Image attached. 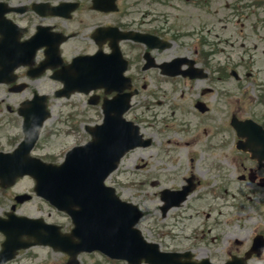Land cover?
I'll return each instance as SVG.
<instances>
[{
    "label": "flooded vegetation",
    "instance_id": "af4514ba",
    "mask_svg": "<svg viewBox=\"0 0 264 264\" xmlns=\"http://www.w3.org/2000/svg\"><path fill=\"white\" fill-rule=\"evenodd\" d=\"M34 1H10L23 5L25 9L5 15L13 24L0 25L1 52L5 56L1 66L2 74L3 77L11 79L2 85L9 94L55 93L61 87L53 78L56 68L42 66L41 73L36 74L41 64L56 63L61 58V67L71 63L79 55L113 53L119 37L117 32L131 31L134 35L142 36L143 40L131 36L119 41L123 55L129 62L126 73L131 77L133 87H140L133 98L128 116L142 125L146 137L152 140L155 132H147L139 111L143 108L145 113H148L146 122L151 120L150 122L158 125L166 113L163 108L165 100L161 101V98L165 97L169 82L180 86L174 88L177 91L176 107L187 112L197 111L206 116L207 121L214 119L208 114L214 108L215 102H221L223 106L229 102V91L214 87L216 71L222 72V67L216 68L217 39L222 38H217L219 27L216 25L215 0H114L117 8L111 12L102 10L94 0H63L75 4L73 9L67 8L62 12L63 15L43 14L33 8ZM46 1L58 4L62 0ZM105 26L111 27L108 31L109 38L102 29ZM226 26L225 23L223 28ZM8 27L12 29L11 32L5 30ZM39 29V39L27 44V40ZM58 34L65 36V40L59 42ZM237 37L229 34L226 41L233 44ZM41 43L46 44L40 46ZM79 71L78 67L71 66L67 73L72 77ZM196 74L199 76H194ZM76 94L84 95L88 102L86 94ZM91 95L98 96L97 111L102 117V103L107 94L100 88ZM5 107L4 111L20 117L19 104L15 105V108L10 105ZM225 112L228 113V110ZM80 114L77 113L78 116ZM237 116L242 118L240 109ZM7 121L16 125L14 118L11 120L9 117ZM207 126L202 128L203 133H207ZM232 131L236 137L232 128L227 130L228 138H231ZM9 135H3L0 128V140ZM263 170L257 168L250 171L253 176H258L257 180L252 182L264 190V186L259 183V178L264 176L261 175ZM13 205L17 206V203H13L11 207ZM186 218L187 216L184 217ZM178 220L180 231L184 232L186 227L180 219ZM193 233L196 236L200 232L194 230ZM202 233L209 241V258L216 263H224L232 255L243 256L252 248L253 240L245 242L233 229L224 227L218 220L213 221L209 229L203 230ZM165 246L168 247L167 244ZM255 256L257 254L253 253L250 260Z\"/></svg>",
    "mask_w": 264,
    "mask_h": 264
},
{
    "label": "rangeland",
    "instance_id": "374dc122",
    "mask_svg": "<svg viewBox=\"0 0 264 264\" xmlns=\"http://www.w3.org/2000/svg\"><path fill=\"white\" fill-rule=\"evenodd\" d=\"M215 9L217 11L216 18H217V26H220L219 33L223 35H229V32L227 30L222 29V26L226 22L225 20H228L229 17V9L226 7V3L229 0H215ZM250 11V9H248ZM221 18V19H219ZM256 21V15L249 12L248 17V29H247V39L240 40L243 41L245 46H240L237 48L238 52L241 50H246V53L244 54V59L246 60L247 64H244L247 66V70L250 69L251 64L248 62V58L252 57L254 59L255 64L252 65L258 70V76L255 80L243 83H237L234 78L230 79L228 82H225L226 87L237 89V88H248L244 93H247L246 101L244 102L247 109H249L250 114H258L260 116L264 115V107L260 105V99H258L255 103H252V99L256 94L260 93L259 90V84L264 83V23L261 29V32L257 34V31H253V25ZM220 22V23H219ZM227 26L226 29H231V26L226 22ZM234 30V28H233ZM233 46L237 47V43L234 42ZM241 56V55H240ZM237 57V56H236ZM9 98L7 94H4L3 89L0 87V100L1 98ZM14 98H11L9 100H13ZM235 100V98H233ZM54 106V112L55 116H57L56 121L60 118V116L64 117L67 112V106H63L62 104L58 103ZM70 129L68 124L56 122V134H54L50 141L45 140V146L41 144L42 152L45 153H51L52 159H60L63 156V149H66L69 145V142L71 139H69V136L67 135V131ZM178 140V139H177ZM192 142V141H191ZM158 144V143H156ZM192 146V145H191ZM187 147V149L183 152V158L184 163L188 162L190 163V155L196 153L194 151L190 150V147ZM45 147V148H44ZM233 152L235 155H233ZM144 155L148 158H144L149 165L146 166L148 168H154L156 167L157 163L160 162V159L156 156L155 148L153 149H144V150H138L135 152V155H133L131 158L126 159L123 166L115 173H113L109 177V183L113 184L117 187L120 194L129 200H132L136 203H140L143 208L148 210V216L141 222L140 226L143 229V232L146 236L149 238H153V233L155 231V228L160 225L159 218L161 217L160 211L158 209V205L161 202L160 196H158L156 193H159L160 187L167 186V185H178L179 183H171L168 181H164L163 179L160 180V187L154 186L151 183H144L145 181H149L151 179H154L157 176V173L160 174L161 178H164V175L168 174L169 171H163L160 170L158 172H142V173H136L133 174L132 169L128 166L129 164L134 163L135 158L139 159V162H141L140 159L141 155ZM234 157H239L238 154H236V150L232 151L231 154H229L228 161L229 163L233 165L234 167ZM183 158L181 161L183 162ZM241 161H246L243 157L240 158ZM202 161L195 160L193 162L194 169L198 171L199 173H202L205 168L204 166L198 167V164ZM178 168V167H177ZM235 169V168H234ZM183 174L187 172V168L181 170ZM238 175L239 173H237ZM180 179V178H179ZM129 180V181H128ZM125 181H128L127 183ZM216 181L215 179L213 180ZM181 183V182H180ZM243 184H248L246 182H241ZM235 185V183H233ZM234 189V187H233ZM233 189L230 190L229 198L231 197V193H236ZM237 194V193H236ZM251 195L254 197L253 193ZM264 196V195H263ZM207 196H202L199 194H193L191 196V201L194 203L195 210L201 207H206L207 203L212 201L211 203H216L215 200H205ZM212 197V194H211ZM236 205L234 207H230L228 203H222L227 206V209H233L235 212L239 211L238 206H243V210L241 211L242 214H240L243 218L238 219V217L233 218V220L230 222L229 227L233 230L234 233L238 234L239 237L246 239L247 236L253 231L254 229V222L251 223L249 221L247 215L245 214L246 209L244 208L243 201L244 198L240 197L238 194L235 197ZM225 202V201H223ZM1 203V202H0ZM35 203V204H33ZM39 203V204H37ZM259 209V208H258ZM52 210L48 204L42 202L39 199H36L34 202H31L26 208L23 209L26 213L29 214H35V215H45L50 219H56L59 221H66V218L59 215L54 214L50 212ZM256 210V209H254ZM254 215V212H253ZM259 223H261V229L264 226V222L261 221V219L257 216H254ZM198 220V219H197ZM199 223V221H193L191 223H188L187 230ZM152 226V227H151ZM239 229L240 232H239ZM241 233V235H240ZM183 243V242H182ZM186 243V242H185ZM36 248V247H34ZM84 255V254H83ZM81 255V257L83 256ZM96 255V254H95ZM82 263L83 264H115L109 261H106L105 259H102L100 256L93 257L92 255H84L82 257ZM101 262H100V261ZM10 264H68L66 257L61 253H55L51 249L46 247H39L36 249H30L23 251L21 255L12 263Z\"/></svg>",
    "mask_w": 264,
    "mask_h": 264
},
{
    "label": "water",
    "instance_id": "95a60500",
    "mask_svg": "<svg viewBox=\"0 0 264 264\" xmlns=\"http://www.w3.org/2000/svg\"><path fill=\"white\" fill-rule=\"evenodd\" d=\"M112 145V136L106 131L98 134L97 138L88 145L73 152L62 170L56 173L60 179V186L56 191L49 193L57 203H70L79 201V203H121L113 193L104 188L102 181L107 174L116 166L118 155L114 153ZM12 165L14 168H21L24 165L15 163L11 158L0 159V177L1 173ZM18 171L12 175L16 176ZM4 175V174H3ZM18 176V175H17ZM72 177V186L65 183V177ZM110 238V237H109ZM105 236L101 234L93 237L94 244L104 245ZM136 247L144 246L141 236L135 234ZM97 246H93L94 248Z\"/></svg>",
    "mask_w": 264,
    "mask_h": 264
}]
</instances>
